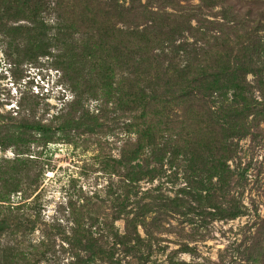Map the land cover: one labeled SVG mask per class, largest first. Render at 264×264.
<instances>
[{
  "label": "rangeland",
  "instance_id": "obj_1",
  "mask_svg": "<svg viewBox=\"0 0 264 264\" xmlns=\"http://www.w3.org/2000/svg\"><path fill=\"white\" fill-rule=\"evenodd\" d=\"M46 1L50 8L39 19L50 36L59 22L69 23L72 8L65 0L59 17L56 0ZM169 1L140 0V18L117 21L122 39L146 29L151 12L177 14ZM213 1L174 0L182 13L200 20L191 22L192 35L167 47L164 59L177 66L195 62L192 73H198V63L212 67L227 46L232 67L247 69L249 91L242 99L232 89L209 103L168 97L155 85L169 76L167 64L154 60L164 44L152 32L148 49L137 53L146 66L114 67L112 85L123 92L86 94L75 110L85 88L65 77L61 43L44 38L51 43L48 55L28 60L24 37L0 29V142L16 122L51 128L45 140L34 130L24 135L30 148L22 157L33 158L27 169L36 185L26 197L19 193L10 200L19 205L16 212L36 222L26 249L39 245L38 257L45 253L39 264H264V0ZM82 19L75 18L71 30L75 41L85 32ZM179 47L186 51L178 53ZM133 86L165 98L140 118L120 104ZM233 108L244 112L235 117ZM125 156L129 163H121ZM16 157L14 146H0V167ZM133 171L135 178L128 179Z\"/></svg>",
  "mask_w": 264,
  "mask_h": 264
},
{
  "label": "trees",
  "instance_id": "obj_2",
  "mask_svg": "<svg viewBox=\"0 0 264 264\" xmlns=\"http://www.w3.org/2000/svg\"><path fill=\"white\" fill-rule=\"evenodd\" d=\"M204 1L210 3L208 6L215 5L213 0ZM64 2L66 1H55L59 10V12L56 11L59 17H61L60 11L62 10L60 8ZM221 2L226 4L227 0ZM69 4L72 8L69 23L62 20L63 22H59L53 29L54 33L48 36L47 33L51 28L39 19V16L50 8L46 0H0V29L6 30L9 35L18 36L21 34L24 37L28 60L48 55L50 42L61 43L57 47L59 50L61 49L63 52L62 57L66 60L62 67L65 77L68 82L77 86V88L82 86L85 88V91L73 103L75 110H80L83 107L82 100L86 94L95 97L101 89L107 92L110 91L109 94L123 92L122 89L114 88L112 85L114 67L125 64L131 68H136V63L142 67L146 66L144 63L146 60L138 58L137 53L140 48L148 49L147 43L150 41L146 37L152 32L155 41L164 44L163 50L160 51L161 54H157L154 60L157 66L160 61L167 64L165 75L169 76L162 85L158 83L155 85L158 88L165 89L168 97L186 98L194 96L192 98L196 102L202 100L204 103H209L214 94L220 91L234 90L237 100L242 99L244 94L249 91L244 79L247 69L245 66L232 67L227 46L219 49L223 54L222 56H220V53L217 54L218 59L215 60L212 67L205 66L206 63H198L200 66L198 73H192L195 62L186 60L184 64L177 66L171 63L172 61L168 62L164 59L168 53L167 47L173 45L176 38L183 37L185 33L192 35L195 28L191 22L200 20L197 14L185 15L182 13L183 7L176 6L174 0L169 1L168 4L177 11V14L163 16L151 12L150 19L146 20V29L136 32L133 30L128 31V34L124 36L127 38L124 40L122 39L123 31L117 27V21L124 24L128 20L140 18L138 15L140 13L138 5L141 6L140 0H67L68 7ZM198 8L201 10L200 7ZM74 17L83 18L82 25L85 28L83 29L85 32L81 31L83 37L77 39V41L71 34V30L77 24ZM22 20L29 22V25H11V23ZM134 37L140 40L131 41V38ZM44 38L50 42L44 43ZM174 49L177 50V48ZM182 51H186V48L179 47L178 53ZM194 59L195 57L191 60ZM195 60L198 61V59ZM146 69L148 70V68ZM93 73L96 76L91 78ZM192 75L193 78L189 81V77ZM132 82L135 83L134 85L138 84L135 80ZM92 83H95V85ZM138 89L135 90L134 87L126 95H122L120 104L128 106L126 112L139 111L141 113L139 117L142 118L146 116L150 105L159 103L165 96L156 94V92L150 95L142 87ZM222 112L229 117L228 110L225 109ZM242 112L244 111H239L237 108L230 111L231 115L235 117H238ZM88 121L89 119L83 122ZM71 123L73 124L74 121ZM66 128L69 127L62 130H66ZM94 128L95 126L91 124V133L95 132ZM33 130L36 131L39 139L45 140V134L51 128H45L40 122H16L7 130L6 136L0 142V146L4 151L14 146L18 156L12 161H6L7 167H0V264H39L45 254L41 252L38 257L36 251H38L39 245L30 244L28 249L31 248L32 250L26 249L27 238L35 230L36 222L25 214L21 215L20 211L16 212L20 209L19 205H10L13 195L20 193L26 197L36 185L35 181L31 180L27 169L29 163L33 162V158L22 157L29 154L30 148V142L24 135ZM129 161L125 156L122 158L121 163L125 164ZM133 175H136V171L130 172L127 176L128 179H134L135 176ZM6 236L11 237L13 243L2 245L1 240Z\"/></svg>",
  "mask_w": 264,
  "mask_h": 264
}]
</instances>
